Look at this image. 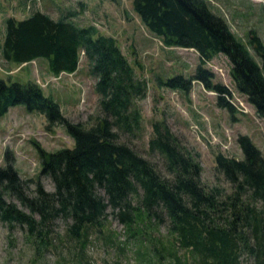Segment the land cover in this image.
I'll return each mask as SVG.
<instances>
[{
  "label": "trees",
  "instance_id": "16d2710c",
  "mask_svg": "<svg viewBox=\"0 0 264 264\" xmlns=\"http://www.w3.org/2000/svg\"><path fill=\"white\" fill-rule=\"evenodd\" d=\"M131 4L165 46L198 53L195 72L189 78L169 79V87L189 92L191 82L198 80L217 92L220 107L233 111L226 98L231 91L213 83L204 66L224 54L231 62L236 90L264 119V44L258 35L244 43L207 0ZM81 55L96 78L99 115L90 125L66 118L37 83L0 77V116L9 107L24 104L43 114L48 126H64L74 142L56 151L39 150L40 174L50 179L51 190L39 178L23 179L6 155L8 162L0 167V221L9 230L20 227L36 252L52 244L55 223L61 221L62 237L58 233L56 237L67 242L68 249L75 247L76 264L85 262L91 232L102 231L109 216L137 236L145 224L165 226L173 237L167 248L173 264H186L188 254L195 264H242L244 252L254 257V264H264V156L247 135L238 137L242 158L215 156L216 170L233 188L229 194L205 186L196 156L166 122L155 121L148 147L163 159L160 169L121 140V134L141 127L138 101L148 88L113 36L93 24L81 27L39 10L5 19L0 57L7 63L45 58L49 72L58 76L76 71Z\"/></svg>",
  "mask_w": 264,
  "mask_h": 264
},
{
  "label": "rangeland",
  "instance_id": "374dc122",
  "mask_svg": "<svg viewBox=\"0 0 264 264\" xmlns=\"http://www.w3.org/2000/svg\"><path fill=\"white\" fill-rule=\"evenodd\" d=\"M207 1L244 43L256 34L264 44V0ZM37 10L53 19L72 20L81 27L93 24L101 33L116 39L148 88L146 96L138 101L141 127L133 133L121 134V140L160 169L163 159L148 147L155 121L166 122L196 156L202 183L222 188L227 194L233 188L216 170V154L242 158L238 137L247 135L264 156V119L236 90L230 76L231 62L224 54L216 55L204 66L211 71L213 83H220L231 91L226 96L233 107L231 112L218 105L217 92L206 89L198 80L191 82L189 92L167 85L175 76L189 78L195 72L198 53L193 49L165 46L143 25L133 11L131 0H0V39L5 33L7 17L23 18ZM250 52L254 54L251 47ZM0 77L8 82L37 83L44 95L59 105L62 114L74 122L90 125L99 115L96 78L90 74L83 55L75 73L58 76L49 72L45 58L17 65L0 57ZM73 143L64 126H48L43 114L27 110L24 104L11 106L0 116V167L9 160L23 179L39 178L47 190L52 189V184L47 176L40 174L39 150L56 151L72 147ZM256 207L262 205L257 202ZM62 227V222L57 221L52 244L36 252L20 227L9 230L0 221V264H76L75 247L68 249V243L56 237V233L62 237ZM141 230L138 236L132 235L109 216L102 231L91 232L83 264H173L167 249L173 237L165 226L145 224ZM188 257L186 264H195L189 254ZM240 259L242 264H254V257L246 252Z\"/></svg>",
  "mask_w": 264,
  "mask_h": 264
},
{
  "label": "crops",
  "instance_id": "0c3cea01",
  "mask_svg": "<svg viewBox=\"0 0 264 264\" xmlns=\"http://www.w3.org/2000/svg\"><path fill=\"white\" fill-rule=\"evenodd\" d=\"M39 59V58H38ZM35 60H37V59H35ZM34 61V60H33ZM31 62V61H30ZM29 63V62H28ZM28 63H23V64H28ZM23 64H20V65H23ZM79 66V65H78ZM78 69V68H77ZM77 69H76V71H77ZM76 71H74L73 73H75ZM61 74H66L65 72H62ZM67 74H72V73H67Z\"/></svg>",
  "mask_w": 264,
  "mask_h": 264
}]
</instances>
